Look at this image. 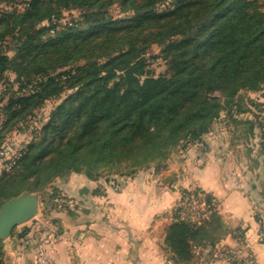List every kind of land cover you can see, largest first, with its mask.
<instances>
[{
	"label": "trees",
	"instance_id": "16d2710c",
	"mask_svg": "<svg viewBox=\"0 0 264 264\" xmlns=\"http://www.w3.org/2000/svg\"><path fill=\"white\" fill-rule=\"evenodd\" d=\"M0 0V79L12 71L30 86L9 100L0 137L30 115L45 96L74 91L56 105L11 172L0 175V205L45 185L66 171L95 179L132 177L151 164L160 171L172 153L201 140L222 113L238 121L240 90L264 85V10L257 0ZM117 5L131 16L114 19ZM19 6V7H18ZM63 10L80 18L62 23ZM9 40L11 57L4 53ZM163 46L167 75L144 72L143 55ZM144 74L141 79L140 76ZM63 84V85H61ZM54 93V94H55ZM234 112V113H233ZM264 152V134L258 143ZM203 201L209 215L200 224L174 207L165 243L176 263L197 264L195 249L225 233L216 201L199 190L181 191ZM234 234L237 230L233 231ZM2 240H0V264Z\"/></svg>",
	"mask_w": 264,
	"mask_h": 264
},
{
	"label": "crops",
	"instance_id": "0c3cea01",
	"mask_svg": "<svg viewBox=\"0 0 264 264\" xmlns=\"http://www.w3.org/2000/svg\"><path fill=\"white\" fill-rule=\"evenodd\" d=\"M210 132L165 170L137 171L119 190L98 183L94 194L96 183L81 177L75 189L84 196L2 240L1 264H184L173 260L165 231L181 191L193 189L216 201L219 242L241 252L235 264H264V159L254 149L243 159V146Z\"/></svg>",
	"mask_w": 264,
	"mask_h": 264
},
{
	"label": "rangeland",
	"instance_id": "374dc122",
	"mask_svg": "<svg viewBox=\"0 0 264 264\" xmlns=\"http://www.w3.org/2000/svg\"><path fill=\"white\" fill-rule=\"evenodd\" d=\"M172 1L174 0H167L161 6L158 7V10L163 9V7H165ZM257 2L261 5L262 10H264V0H257ZM8 9H10L9 5L0 3V13ZM108 12L109 15L114 19L129 17L132 14L131 12H121L118 6L115 4L108 8ZM62 14L63 18L61 22L63 24L68 23L72 19L80 18L79 10H63ZM5 42L7 48L4 49V53L7 56L11 57L13 55V52L9 49L11 43L9 40H6ZM162 50L163 46L152 45L142 56L145 61L144 72L149 73L153 77L165 76L168 73L167 60L164 58ZM143 77L144 74L140 76L141 79ZM22 87L23 88H21L20 83L15 80V75L12 71H5L2 74L0 79V126L8 117V114L5 112V108L8 104V101L13 100L21 94H28V91L31 88L30 86L26 87V85H23ZM73 91V89L63 88L61 91H59V93L57 92V94L54 92L55 94L51 93L48 96H45L46 98H44L42 102L34 108L33 112L30 115H27L25 118L18 121L9 131L5 132L0 137V175L3 172L13 171V168L16 165L18 159H20V157L25 152L26 146L32 140L38 138L41 127L48 120L51 110L68 95H70ZM238 96L239 98H241L240 100L242 102V109L245 110L242 113H237L236 115L234 114L235 119H238V121H251L254 124V128L251 133L252 136L247 140V138H245L246 125L229 122L228 117L225 115V113H222L220 118L212 124L211 129L214 132L213 134L218 137L227 138L228 140L231 139V142H235L243 146L244 149L241 151L243 159L248 160V158L246 157L249 154L246 152L247 149H254L255 152L253 156H261V159H264V152L260 153V151L263 149H259L258 146L260 137L264 134V85L260 86L257 90H240ZM211 129L209 130V132L211 131ZM208 133L202 135L201 137L208 135ZM255 144L257 145V148L255 147ZM178 156H180V152L172 153L167 161V164L170 165L175 162ZM255 165L256 164L252 161L250 162V165L247 166L248 168H255ZM261 166H263L264 169V164H262ZM166 168L161 169L160 171L165 170ZM138 171L157 172L156 166L153 164H151L147 168H142ZM102 174L100 177L92 179L90 177H87L84 172L66 171L52 178L51 181L47 183L44 188V191L47 193L46 207L41 203V193H37L30 190L24 191L23 193L29 192L31 194H35L39 200L37 214L25 223H29L38 215H46L49 214L51 211L55 212L59 210H64L65 205H72L75 199L82 197V195L84 196V193L80 194L79 191L75 189V185L84 182V179L88 183H92V181H94L96 183V186L92 190V192L94 194H99L102 193V185L98 183H107L113 190H119L124 185V181H128L131 178L112 174L111 176H109V178H107L108 180H106L105 177L102 176ZM81 177H83L84 179ZM86 193L90 194L89 192ZM179 205H183V212L186 215L189 212V215L187 216H195L194 210H191V212L185 207L188 205V203H184V201L180 200L176 206L179 207ZM198 205L199 209L203 211L208 210L206 213L207 218L211 209L209 210V208H207L204 202L200 200ZM212 209V211L216 210V205H214ZM188 220L191 221L190 218H188ZM22 225L25 224L23 223L16 226L12 230V232L17 231V229H23L21 228L24 227Z\"/></svg>",
	"mask_w": 264,
	"mask_h": 264
},
{
	"label": "built area",
	"instance_id": "2783aa9c",
	"mask_svg": "<svg viewBox=\"0 0 264 264\" xmlns=\"http://www.w3.org/2000/svg\"><path fill=\"white\" fill-rule=\"evenodd\" d=\"M188 205L185 206L187 210H194L195 216L189 217L183 212V205H179L182 207L179 215L185 219L190 218L192 222L196 224H200L204 219H206V213L208 210L199 209V201L193 195H190L187 201ZM185 211V210H184ZM191 211V212H192ZM186 212V211H185ZM262 234L259 233V240H262ZM195 253L199 256L197 264H235L239 262L241 259L240 250L231 249L226 247L221 242L211 246L209 244L202 245L195 249ZM246 261L251 263V259L247 256Z\"/></svg>",
	"mask_w": 264,
	"mask_h": 264
},
{
	"label": "water",
	"instance_id": "95a60500",
	"mask_svg": "<svg viewBox=\"0 0 264 264\" xmlns=\"http://www.w3.org/2000/svg\"><path fill=\"white\" fill-rule=\"evenodd\" d=\"M38 197L29 192L21 193L4 201L0 205V240L10 236L12 230L38 212Z\"/></svg>",
	"mask_w": 264,
	"mask_h": 264
}]
</instances>
